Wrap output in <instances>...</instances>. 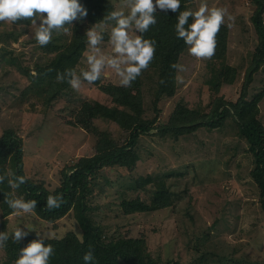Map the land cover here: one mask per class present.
Wrapping results in <instances>:
<instances>
[{
  "label": "rangeland",
  "instance_id": "rangeland-1",
  "mask_svg": "<svg viewBox=\"0 0 264 264\" xmlns=\"http://www.w3.org/2000/svg\"><path fill=\"white\" fill-rule=\"evenodd\" d=\"M113 2L117 20L92 27L84 24L88 41L72 82L51 99L47 82L35 85L38 68L60 55L73 36L72 27L83 23L74 14L72 21L64 15L55 19L49 1L0 0V137L7 130L21 137L26 177L55 191L63 172L97 154L101 135L118 146L129 136L106 119L79 120L86 101L136 110L135 102L111 98L93 79L99 75L101 85H127L130 75L138 72L142 88L135 96L142 101L143 118L157 121L141 137L134 167H105L92 177L85 199L92 226L106 243L139 240L146 260L157 264H264V216L251 176L255 160L235 122L230 118L223 127L199 128L181 137L159 132L179 103L208 115L217 97L228 102L239 99L259 45L251 21L256 8L253 0H194L188 5L194 24L188 49L179 60L176 94L157 104V75L138 67V34L141 11L161 10L166 0ZM216 25L227 29L223 61L211 59ZM225 71L216 91L213 77ZM231 74L233 84L228 81ZM262 92L264 66L248 86L249 100ZM259 109L264 125V98ZM5 171L9 189H3L0 174V193L9 195L6 201L14 213L3 218L0 199V264H16L3 233L15 243L28 236L62 239L69 232L82 240L73 210L54 223L41 220L25 203L10 162ZM159 189L172 193L171 207L125 214L124 201L151 204Z\"/></svg>",
  "mask_w": 264,
  "mask_h": 264
},
{
  "label": "trees",
  "instance_id": "trees-1",
  "mask_svg": "<svg viewBox=\"0 0 264 264\" xmlns=\"http://www.w3.org/2000/svg\"><path fill=\"white\" fill-rule=\"evenodd\" d=\"M51 3L53 17L72 21V17L83 23L81 27H72L73 36L63 44L64 50L45 66H39V76L35 85L40 87L47 82V92L51 99L67 89L73 79L74 69L88 41L84 24L95 26L117 20L113 0H45ZM194 0H166L161 10L143 9L140 13L138 34V67L145 71H154L157 75L155 104L165 98H172L177 89V70L179 60L188 49L194 18L188 13V5ZM255 11L251 17L258 35L259 45L248 70L241 95L236 102H228L217 97L208 115H200L185 103H179L166 125L159 127L163 136L181 137L199 128L208 130L223 127L227 119H232L239 135L249 144V152L254 156L252 179L259 190L260 209L264 216V125L260 120L259 104L264 92L249 100L248 86L253 76L264 66V0H253ZM212 31L213 61H221L227 53V29L216 25ZM59 45L51 44V47ZM62 47V45H61ZM60 47V48H61ZM223 61V60H222ZM226 71L213 77L212 85L216 91ZM232 75V74H231ZM235 75L228 81L233 84ZM99 75L94 83L111 98L135 102L136 110L127 111L119 106L112 107L99 101H86L80 110L79 120L84 123L98 118L116 123L127 131L129 136L124 145L118 146L103 134L97 145V154L83 158L68 171L63 172L62 183L55 191L42 185H36L25 175L24 143L13 130L5 131L0 137V174L3 189H9L5 165L10 162L13 178L17 186L26 195L25 203L41 220L57 222L74 211L82 240L76 233L69 232L62 239H44L28 236L15 243L6 233L2 237L16 264H157L152 259L146 260L142 253V244L136 239L104 242L102 233L95 229L87 216L88 207L85 199L89 193L91 179L105 167H134L139 159L136 148L142 136L149 134L157 120L143 118L142 101L135 94L141 91V75L134 72L127 85H101ZM139 184H144L139 182ZM161 186V185H160ZM9 195L0 193L3 202V218L14 213L9 207ZM173 195L159 189L151 204L140 200L124 201L125 214L155 212L171 207Z\"/></svg>",
  "mask_w": 264,
  "mask_h": 264
}]
</instances>
